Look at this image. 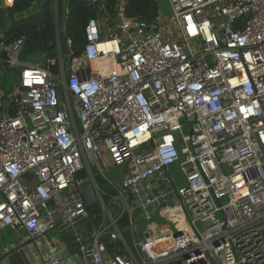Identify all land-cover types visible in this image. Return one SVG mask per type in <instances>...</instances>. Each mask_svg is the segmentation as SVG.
I'll return each mask as SVG.
<instances>
[{
    "label": "built area",
    "instance_id": "2783aa9c",
    "mask_svg": "<svg viewBox=\"0 0 264 264\" xmlns=\"http://www.w3.org/2000/svg\"><path fill=\"white\" fill-rule=\"evenodd\" d=\"M167 2L169 35L122 5L117 25L90 20L69 77L58 39L57 78L20 60L25 36L0 43L20 70L0 121V230L55 232L40 264H264V0ZM85 182L101 213L89 235Z\"/></svg>",
    "mask_w": 264,
    "mask_h": 264
},
{
    "label": "trees",
    "instance_id": "16d2710c",
    "mask_svg": "<svg viewBox=\"0 0 264 264\" xmlns=\"http://www.w3.org/2000/svg\"><path fill=\"white\" fill-rule=\"evenodd\" d=\"M121 5L125 16L129 19L148 24H156L161 20L160 0H105L103 13L99 12L97 6L89 5L81 0H14L7 11L13 16L22 15V17L13 23L4 37L0 38V43L9 45L19 37L25 36L26 45L20 55L22 62L35 64L42 59V66L45 67L49 61L58 60L57 6L59 33L70 42L72 56L79 58L87 44L86 27L89 21L101 20L108 16L110 22L107 24L117 25L115 18ZM3 12L0 9V15ZM19 82L20 78H15L12 69L0 72V90L5 96L11 94L14 86H17ZM89 213L90 217L86 224L88 235L101 223L99 206L90 209ZM125 224L126 218L120 222V226ZM60 237L69 248H74L75 245L69 235L63 234ZM104 242L107 250L111 251L112 244H109L107 239H104Z\"/></svg>",
    "mask_w": 264,
    "mask_h": 264
},
{
    "label": "water",
    "instance_id": "95a60500",
    "mask_svg": "<svg viewBox=\"0 0 264 264\" xmlns=\"http://www.w3.org/2000/svg\"><path fill=\"white\" fill-rule=\"evenodd\" d=\"M97 9L99 10L100 13H103V11H104V8H103L102 4H100V3L97 4ZM2 10L4 12L0 15V38L4 37L7 34V32L9 31L10 27L13 25V23L22 17V15H17V16L11 15L7 11V6L5 4H3V6H2ZM103 20H104V18L101 19V21H103ZM56 24H57V27L59 29V19L57 16V6H56ZM58 29H57V39L60 41V45H61L60 58L65 57V62H64L65 69H63V70H65V72H66L65 73L66 77H69L70 74L67 71V68H69L71 66V57H70V55L72 54L71 48L68 45L67 39L64 37H61ZM0 61L2 62L3 66L5 68H11V63L9 61V57H8V54L6 51L0 52ZM46 67L54 78H57L59 76L61 67H60L58 62H55L54 64L49 63ZM20 91L25 92L27 90L24 88H20ZM56 92L58 94V98L60 99L61 90L59 87H56ZM9 101H10L9 97L3 96L2 94H0V121L3 118L5 107L9 103ZM85 177H86V174L84 171H80L77 174L78 180H81ZM80 190L82 192V195H83V198L85 201V205L88 209H92L98 205V199L96 197V194H95L93 187H92V184L90 182H85V183L81 184ZM48 207L50 209H53L54 208L53 203L50 202L48 204ZM54 217L57 219L58 215H55ZM118 248L121 249L120 244L118 245ZM11 257H12L11 255L10 256H9V254L7 255V259L9 260V262H11Z\"/></svg>",
    "mask_w": 264,
    "mask_h": 264
},
{
    "label": "crops",
    "instance_id": "0c3cea01",
    "mask_svg": "<svg viewBox=\"0 0 264 264\" xmlns=\"http://www.w3.org/2000/svg\"><path fill=\"white\" fill-rule=\"evenodd\" d=\"M4 4V0H0V9H2V6ZM104 27V26H103ZM0 66L2 68V70L0 72L3 73V71L5 69H13V68H5L2 64V62L0 61ZM12 67V66H11ZM19 78H20V70H19ZM17 86H14L13 88V92H14V89L16 88ZM0 94H2L3 96L4 95V92L2 90H0ZM7 97H10V94L7 96ZM170 173V171H169ZM170 175L173 177V174L170 173ZM176 178V177H174ZM184 182L183 180H176V184L178 185H182ZM176 204L175 202H173L172 200H170L168 202V219L169 218H183V216L177 214L174 209L176 208L175 207ZM176 215V216H175ZM178 216V217H177ZM156 217H159L158 215ZM180 222V220H179ZM172 227V223L168 220V228ZM169 228V229H170ZM12 229V228H11ZM14 232H16L19 236H24L22 238L19 239V242L15 245H12L10 247H4L2 245V241H0V250L1 251H4V253L6 254V256L9 254V256L11 255V262H9V264H18L19 262H24L25 260H30L31 262L34 261L35 264H40L42 262L43 259L47 258V257H50L52 256L53 254H55L53 251L50 250V247H49V251H45V246L46 244H48V241L47 239L45 238L44 240H40L36 243L34 242H30V241H27V235L25 232L23 231H18L17 229H12ZM49 245V244H48ZM65 248L63 246V249L65 251ZM73 253L70 252V250H68L67 252H64V255H72ZM39 256V257H38ZM72 260H73V263L74 264H84L82 262V258H81V255H73L72 257Z\"/></svg>",
    "mask_w": 264,
    "mask_h": 264
},
{
    "label": "rangeland",
    "instance_id": "374dc122",
    "mask_svg": "<svg viewBox=\"0 0 264 264\" xmlns=\"http://www.w3.org/2000/svg\"><path fill=\"white\" fill-rule=\"evenodd\" d=\"M160 5H161V20L159 23V28L165 35H169L171 33L170 31H172L171 30V22H170L172 11H171V8H170L167 0H160ZM105 30L106 29L104 27H102L103 33H105ZM35 64L42 65V59H39ZM11 68H13V67H11ZM12 70L15 73V78L19 79V73H18L19 68H13ZM182 123L185 124L186 123L185 120H182ZM170 125L172 127H175L173 122H170ZM187 130H188L187 127H185V132H187ZM169 171L171 174H173V177H176L179 179L181 178V175L179 174V170H178L177 166H171L169 168ZM205 227H206V225H204V224H201V223L198 224V228L202 231L205 229ZM56 235L57 234L55 232H51L46 237L48 243ZM22 237H24V236H22ZM22 237L19 236L16 232H14L11 228H6L4 230H0V241H2V245L4 247H10L12 245L17 244L19 242V239ZM44 249H45V251H49V245L46 244Z\"/></svg>",
    "mask_w": 264,
    "mask_h": 264
}]
</instances>
